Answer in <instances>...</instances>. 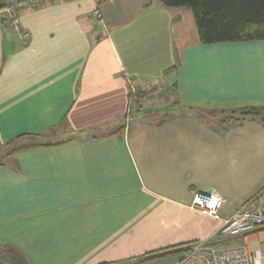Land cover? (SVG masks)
<instances>
[{
	"label": "crops",
	"instance_id": "crops-1",
	"mask_svg": "<svg viewBox=\"0 0 264 264\" xmlns=\"http://www.w3.org/2000/svg\"><path fill=\"white\" fill-rule=\"evenodd\" d=\"M27 1L0 0L16 6L0 16V146L60 143L0 163V264H176L245 204L264 211V121L196 113L264 107V42L201 44L191 11L158 0ZM127 80L174 101L130 113ZM200 191L223 199L217 218L190 207ZM227 244L264 264V227Z\"/></svg>",
	"mask_w": 264,
	"mask_h": 264
},
{
	"label": "trees",
	"instance_id": "trees-1",
	"mask_svg": "<svg viewBox=\"0 0 264 264\" xmlns=\"http://www.w3.org/2000/svg\"><path fill=\"white\" fill-rule=\"evenodd\" d=\"M165 8H185L191 11L201 44L210 45L218 43L236 42H264V0H158ZM169 94L173 95V90ZM231 113L240 112V118L216 120V115L207 114L215 125L222 127L225 124L237 123L245 119H260L261 110L264 107L250 106L230 109ZM236 111V112H235ZM247 111V112H246ZM223 110L220 114H223ZM204 121L200 111L196 112ZM215 119V120H214ZM260 120L264 121V118ZM46 135H22L6 144L0 146V163L3 159L38 147H49L58 145V139ZM47 140V141H46ZM46 141V142H45ZM228 241H231L229 239ZM192 244V243H191ZM216 246H227V240L213 242ZM180 251L186 252L187 247Z\"/></svg>",
	"mask_w": 264,
	"mask_h": 264
},
{
	"label": "built area",
	"instance_id": "built-area-1",
	"mask_svg": "<svg viewBox=\"0 0 264 264\" xmlns=\"http://www.w3.org/2000/svg\"><path fill=\"white\" fill-rule=\"evenodd\" d=\"M41 0H28L25 5L29 9ZM16 6H12L0 16L11 21L15 18ZM11 23V22H10ZM12 29H18L16 23H11ZM27 38V34H23ZM128 106L127 111L132 112L140 106H151L152 101L165 104L169 101L170 87L164 84L140 87L135 81L127 80ZM157 86V87H156ZM156 87L154 90L148 88ZM224 201L212 192H194L190 207L210 218H217ZM264 227V211L254 209L245 204L237 210L228 220L224 221L214 232V242L243 237ZM213 242H195L190 244L186 252L176 264H259L260 254H250L243 245L216 246Z\"/></svg>",
	"mask_w": 264,
	"mask_h": 264
},
{
	"label": "rangeland",
	"instance_id": "rangeland-1",
	"mask_svg": "<svg viewBox=\"0 0 264 264\" xmlns=\"http://www.w3.org/2000/svg\"><path fill=\"white\" fill-rule=\"evenodd\" d=\"M4 11H5V10H4ZM153 86H154V85H153ZM159 86H160V83H159ZM156 87H157V86H156ZM156 87L148 88V90H149V89H150V90H154ZM169 90H171V89H169ZM169 98H170V101L168 102V104H171V103L174 101V100H173V95H172V94H169ZM169 98H168V99H169ZM151 104H152L151 106H157L158 103H157L156 101H152ZM151 106L143 105L142 107H143V108H148V109H149ZM196 111H199V110H196ZM220 111H221V110L214 111L215 113H214L213 115H216V118H215L216 120H219V118H220V120H221V119L223 120V119H225V118H229V119L231 118V119L234 120V119L240 118V115H241L239 111H238V112L235 111L236 113H231L230 111H232V110H230V109H225V110H223V111H224L223 114H220ZM200 112H201V113H200L201 115H204V114H205V115H204V119L209 118V119L211 120V118H213V116H212V117L207 116V114H206L207 112L205 113V112H203L202 110H201ZM246 112H247V111H246ZM169 114H171V113H169ZM169 114H168V115H169ZM168 115H167V112H165L163 115H161V117H158V119H160V118L162 119V118H164V117H166V116H168ZM259 117H260V119H261V118H264V110H261V113H260V116H259ZM215 119H214V120H215ZM216 120H215V122H217ZM211 121H212V120H211ZM215 122H214V123H215ZM47 137H48V136H47ZM57 137H58V136H57ZM55 139H58V138L55 137V138H52V139H50V140L52 141V140H55ZM46 141H47V140H46ZM46 141H45V142H46Z\"/></svg>",
	"mask_w": 264,
	"mask_h": 264
}]
</instances>
